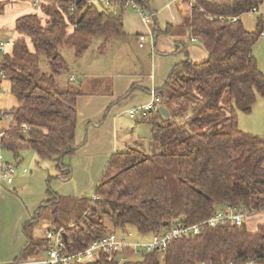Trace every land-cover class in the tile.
Segmentation results:
<instances>
[{
  "label": "trees",
  "instance_id": "16d2710c",
  "mask_svg": "<svg viewBox=\"0 0 264 264\" xmlns=\"http://www.w3.org/2000/svg\"><path fill=\"white\" fill-rule=\"evenodd\" d=\"M105 1L42 0L38 10L43 16L25 14L15 20L16 39L0 58L5 75L0 84L7 80L16 100L14 107L0 108V121L10 118L0 131V149L12 153L15 160L22 149H32L39 159L56 164L59 177L71 175L62 158L77 150L75 102L81 92L71 84L57 85L56 77L66 69L57 52L60 45L72 49L78 59L94 38L107 41L124 36L126 3L135 4L148 19L153 38L166 36L173 28L160 29L151 0H110L108 5ZM263 2L183 1L190 11L180 26L201 42L207 59L197 63L187 58L155 90L169 117H162L160 111L137 117L150 125L148 142L146 146L136 142L109 157L95 199L85 209L86 220L62 225L51 217L52 226L43 234L62 230L71 254L86 250L107 232L132 235L126 232L132 227L154 235L202 224L197 234L170 240L163 254L144 250L136 254L126 248L120 264H264V223L255 232L229 221L206 223L226 206L264 212V138L241 131L237 122V112L250 113L256 95L264 100V75L252 55L263 32V19L257 16L251 31L240 21ZM218 17L226 20L218 21ZM235 17L237 21L230 22ZM38 54L48 61L49 74L41 73ZM224 93L227 106L221 103ZM46 194L49 199L38 208L36 219L22 225L27 245L14 261L38 258L48 247L32 233L43 207L47 206L46 211L51 206L52 215L60 210L61 199L49 188ZM95 264L113 263L100 253Z\"/></svg>",
  "mask_w": 264,
  "mask_h": 264
},
{
  "label": "crops",
  "instance_id": "0c3cea01",
  "mask_svg": "<svg viewBox=\"0 0 264 264\" xmlns=\"http://www.w3.org/2000/svg\"><path fill=\"white\" fill-rule=\"evenodd\" d=\"M1 1L3 2L2 8H4L0 17L11 6H14L16 11H19V5L26 10L15 14L13 28L15 20L22 15L42 14L41 10H38V13L33 11L32 7V10L28 9L29 5L17 4L25 0ZM182 3L183 0L150 1L151 8L156 11V15L158 13L160 29L164 30L167 25L173 27L166 36L159 35L153 38L143 15L135 11L131 15L125 16L124 13L122 15L124 36L102 41L101 44L104 43L105 46L99 48L100 51L96 50V55L95 51L94 55L93 51L89 53L90 46L78 59L74 57L73 52L68 57L61 53L66 69L56 77L57 85L71 84L78 87L81 92L75 102L76 131L74 139L77 150L66 167H71L72 172L91 173L88 178L91 189L95 190L98 186L109 157L113 153L140 142L139 136L136 135L138 131L133 132L134 129L129 121L141 123V119H138V116L131 119L128 116V110L149 103L150 92H155L164 86L176 65L183 63L187 58L195 62L194 45L202 47L198 49L200 55L202 51L205 52L199 40L191 41L194 37L190 30L180 26L183 18L189 15V12L182 11L184 9ZM261 6L257 9V14ZM242 16L240 17L241 22ZM255 25L256 21L254 27ZM262 33H264V25ZM139 36L145 37L141 48L138 46ZM260 38L264 39V37ZM173 52L176 56L172 57ZM204 52L201 59L196 61L205 60L206 52ZM252 55L254 56L253 49ZM82 57L86 59L84 64L81 62ZM122 110L126 112L124 114L129 120H126L128 125H125L117 117ZM4 120L10 121V118ZM52 172H55V176L59 177L61 171L53 166ZM0 184L2 185L0 187V264H9L27 245L22 225L31 219V215L26 214L24 209L8 200L11 195L16 194L11 192L15 191L12 188L14 182L12 181L10 185ZM84 185H86V180L81 183V187L78 189L84 190ZM3 186H8V188L2 190ZM22 199L26 204L23 195ZM27 200L28 208L38 207L43 202L40 198ZM38 233H36L37 237H41Z\"/></svg>",
  "mask_w": 264,
  "mask_h": 264
},
{
  "label": "rangeland",
  "instance_id": "374dc122",
  "mask_svg": "<svg viewBox=\"0 0 264 264\" xmlns=\"http://www.w3.org/2000/svg\"><path fill=\"white\" fill-rule=\"evenodd\" d=\"M184 1V0H183ZM19 2V1H18ZM31 0H25L21 3L22 5H29L27 7L28 9H31ZM183 4V3H182ZM16 5V4H15ZM184 9L182 11L189 12L190 6L189 4H183ZM6 8V7H5ZM19 11H16L14 9V6L9 7L5 10L2 17H0V39L4 42H9L11 45L6 47V51H10L11 46L13 42L16 39V33L13 30V18L15 14L22 13L23 11H26L22 8V6L19 5ZM32 10V9H31ZM127 10V11H126ZM34 11V9H33ZM38 12V10H35ZM35 12V13H37ZM42 13V11H40ZM39 13V12H38ZM132 13H135V11L132 9L131 6H128L125 11L124 15H131ZM261 14V15H259ZM262 16L263 19V25H264V3L262 4L258 14H251L247 13L243 15L242 23L245 29H253L254 23L256 21L257 16ZM1 16V14H0ZM39 16H43L42 14H39ZM157 17V23L160 27V21L158 18V13L156 15ZM43 18V17H42ZM45 19V18H43ZM148 28V27H147ZM146 28V29H147ZM151 33V31H150ZM195 38V37H194ZM197 39V38H195ZM103 39L100 38H94L90 43L89 53L95 51H98L101 45V42ZM198 41V39H197ZM28 44L31 45V43L28 40ZM194 53H195V62H203L207 59V53L205 60L196 61L198 59H201L202 54L204 51H202L200 55L199 48L202 47L200 45H194ZM62 50V51H61ZM203 50V49H202ZM100 51V50H99ZM189 51V50H188ZM58 53H64L66 57L70 56L72 49L65 47L64 45H60L57 49ZM206 52V51H205ZM204 52V53H205ZM88 53V55H89ZM175 55V52H173ZM4 53H0V58ZM253 54L257 61V66L259 70L264 74V39L259 38L257 43L255 44L253 48ZM107 56V55H106ZM184 56V54H183ZM38 60H39V68L41 73L43 74H49V63L48 61L40 54H38ZM81 62L83 64L86 62V59L82 57ZM228 97L227 93H224L223 98L221 100L222 105L227 103ZM16 100L15 98L10 94L9 92V83L7 80H2L0 84V108L1 109H10L12 106H15ZM227 106V105H226ZM166 112H168V109L164 106L162 107ZM124 110L120 111L119 115L117 116L121 122H123L125 125H128L127 121L128 118L125 115L126 112H123ZM125 113V114H124ZM162 116V115H161ZM164 117V116H162ZM165 118V117H164ZM129 121V120H128ZM237 122H238V128L245 131V133H250L252 135H257L259 137L264 138V101L259 96L256 95L254 105L252 106L251 112L248 114H244L241 112H237ZM9 123V120H1L0 121V131H2L5 127H7ZM129 124L131 125L132 129H134V133H136V130L138 131L136 135H138L140 142H143L142 145L146 146V143L149 139V132H150V125L148 124H142L139 122H132L129 121ZM0 156L4 158V162H8L10 164L16 165L18 171L20 173H16L13 176V182L14 185L12 188L15 189V191H11L12 193H16L15 195H11L10 199L15 205L19 206L20 208L24 209L26 211V214L31 215V219L35 220L38 216V208L40 206H44L43 202L47 201L49 197L46 194L47 189L49 188L53 194L57 195L58 198L61 199V202L58 204L59 206V212L52 215L53 208L50 206L45 211L46 207H43V210L41 211V219H39L38 223L34 224L32 233L33 236H37V232L39 236L43 235V232L49 227L51 224L52 226V219L51 217H56L60 224L66 225V224H73L77 221L86 220V218L89 216V212L85 210L88 206L92 205L91 202L95 199L93 196L94 189H91L89 184V176L91 173L89 172H72L71 167H68L71 171V175L68 179L64 177H56L55 172L53 171V166H56L55 163L51 160L48 161V159H39L37 158L36 154L32 149H22L19 152L18 159L13 158V154L9 153L7 151L0 149ZM70 158H73V156H65L62 158V163L67 166V163L69 162ZM53 164V165H52ZM25 169L27 172L26 174L22 175L21 171ZM95 175V173L93 172ZM51 178V179H49ZM86 180V185H84V190H79L78 187H81V183ZM88 181V183H87ZM2 185H0L1 187ZM8 186H3L1 189H7ZM19 188V190H18ZM82 191V192H79ZM22 195L25 198V202L27 203V199H33L36 200L38 198L42 199L43 202L35 208H28V205H26L23 202ZM46 195V196H44ZM27 200V201H26ZM87 200V202H85ZM91 200V201H90ZM85 210V211H84ZM52 212V213H51ZM51 222V223H50ZM264 223V212L258 213L256 215H253L245 220V226L249 232H255L258 225H261ZM117 233L120 234L121 230L117 229ZM108 231H112L109 229ZM126 232H130L132 234V241L145 243L151 241L153 234L146 233L141 234L136 232V230L132 227H129L126 229ZM125 233V232H123Z\"/></svg>",
  "mask_w": 264,
  "mask_h": 264
},
{
  "label": "built area",
  "instance_id": "2783aa9c",
  "mask_svg": "<svg viewBox=\"0 0 264 264\" xmlns=\"http://www.w3.org/2000/svg\"><path fill=\"white\" fill-rule=\"evenodd\" d=\"M42 0H31V7L34 10H38ZM1 2V0H0ZM105 4H110V0H106ZM131 6L134 11L139 12V8L133 3H126L125 8ZM251 14H257V11L253 8L250 12ZM144 17V16H143ZM210 20L213 19L208 17ZM146 24L149 23L148 19L144 17ZM218 21H225L226 18L218 17ZM230 22H236L237 18L229 19ZM260 37H264V33L260 34ZM145 41L144 36L138 37V46L143 47ZM192 42H196L197 39L192 38ZM10 45L9 42H4L0 40V53H4L6 47ZM5 75L0 71V78H4ZM151 100L149 103L140 106L138 108H133L128 110V116L131 119H135L136 116L144 118L147 113L151 111L159 112L162 109V104L160 98L155 94L154 91L150 92ZM1 135V134H0ZM26 170L23 169L21 174H26ZM18 171L16 165L4 162V158L0 156V183H5L10 185L13 181V176ZM1 185V184H0ZM259 209L247 210L243 207H231L226 206L221 208L213 217L207 220V224L214 226L218 222H231L236 226H242L245 224V220L253 215H256ZM202 224H195L190 228H174L167 230L162 233L154 234L151 241L145 243H139L132 241V235H124L119 237L114 232H107L101 238L93 242L86 250L78 253H68L67 246L64 242L62 230H51L46 232L41 236V239L47 242L48 247L42 256L25 261H13L9 264H88L96 263V260L100 253H103L108 262L113 264H120L124 260L123 252L130 249L132 252L138 254L141 250L144 251H157L163 254L166 251L168 242L173 238H177L181 234L193 233L197 234Z\"/></svg>",
  "mask_w": 264,
  "mask_h": 264
},
{
  "label": "water",
  "instance_id": "95a60500",
  "mask_svg": "<svg viewBox=\"0 0 264 264\" xmlns=\"http://www.w3.org/2000/svg\"><path fill=\"white\" fill-rule=\"evenodd\" d=\"M159 111H160V114L162 116H164L165 118H168L169 117L168 112H166L164 109H160ZM88 264H95V263H88Z\"/></svg>",
  "mask_w": 264,
  "mask_h": 264
},
{
  "label": "bare ground",
  "instance_id": "6f19581e",
  "mask_svg": "<svg viewBox=\"0 0 264 264\" xmlns=\"http://www.w3.org/2000/svg\"><path fill=\"white\" fill-rule=\"evenodd\" d=\"M98 2H99V1H98ZM102 2H103V1H102ZM11 3H12V2H11ZM9 4H10V3H9ZM98 4H99V3H98ZM78 6H79V5H78ZM78 6H77V7H78ZM99 6H102V5H99ZM93 7H94V6H93ZM3 8H4V7H3ZM54 9H55V8H54ZM54 9H53V10H54ZM65 10H66V8H65ZM126 11H127V10H126ZM63 12H64V11H63ZM67 12H68V9H67ZM46 13L48 14V12H46ZM76 13H77V12H76ZM76 13H74V15H75ZM58 14H59V13H58ZM106 14H107V13H106ZM110 14H111V13H110ZM113 14H114V13H113ZM65 15H66V14H65ZM34 16H35V15H34ZM66 16H68V15H66ZM22 17H23V16H22ZM47 17H48V16H47ZM60 17H61V16H60ZM60 17H59V18H60ZM70 18H71V17H70ZM70 18H68V19H70ZM117 18H118V17H117ZM70 21H71V20H70ZM40 22H41V21H40ZM69 26H70V25H69ZM66 29H68V28H66ZM70 30H71V29H70ZM27 49H28V48H27ZM32 50H33V49H32ZM32 54H33V53H32ZM34 55H35V54H34ZM57 55H58V54H57ZM188 62H189V61H188ZM42 75H43V74H42ZM88 78H89V77H88ZM90 78H91V77H90Z\"/></svg>",
  "mask_w": 264,
  "mask_h": 264
}]
</instances>
